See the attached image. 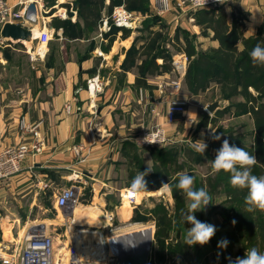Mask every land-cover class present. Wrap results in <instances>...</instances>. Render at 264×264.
<instances>
[{"label":"crops","instance_id":"1","mask_svg":"<svg viewBox=\"0 0 264 264\" xmlns=\"http://www.w3.org/2000/svg\"><path fill=\"white\" fill-rule=\"evenodd\" d=\"M16 1L7 0L10 5H15ZM73 1L70 2L73 11L69 12L68 19L71 23L78 22L84 29L77 17V6ZM168 1V9L159 12L155 6L158 2L159 7V0H150L149 16L161 20L159 22L161 28L166 27L171 33L181 28L189 32L188 27H191L193 34L199 32L200 29L195 22L190 20L188 22L180 11L172 10L171 6L176 0ZM55 2L56 6L51 5L49 8L52 15L45 19L46 23L40 19L46 8L44 5L37 8L36 25L41 22L47 25L52 18H59L62 13L65 15L63 6H67L69 2L66 0ZM108 3L109 1L106 0L105 5L107 6ZM222 10L229 22L233 17L241 19L240 13H246L248 18L244 22L243 35L246 38L253 37L263 22L264 0H232L227 6L222 7ZM142 22L143 20L136 23L132 30L126 29L125 36H122L124 30L119 28L115 30L116 33L112 38H106L104 34L105 37L100 40L96 38V34L89 39L79 36L67 38L62 36L63 32L59 30L57 34L61 36L49 43L50 48L45 47L48 37L44 39L41 35L43 57L46 59L38 60L41 69L34 74V84L24 91L22 97L14 99L13 96L8 95L10 99L0 101V149L6 146L31 145L34 138L23 134L19 125L22 123L38 125L41 150L37 154L30 152L26 156L22 173L38 174L40 180L58 175L53 176L52 179L59 178L61 181L72 182L74 177L72 172H81L80 183L84 185L85 180H88L95 182L92 185L97 184L101 187L105 185L101 180L104 174L114 169L117 159L122 157V144L131 142L143 129H148L151 125L160 126L178 143L187 135L189 129L198 127L201 120V117H198L200 114L198 109L201 107L198 103L188 102L186 99L187 96L183 93L185 86L183 85V88L180 86L182 83L180 78L183 75H179L176 80L173 79L177 76L176 72L152 76L139 75L137 66L144 60L143 56L131 59L133 63L131 69H124L123 62L129 50L133 47L138 50L145 42L147 32L143 30ZM15 24L31 31V26L23 22H15ZM153 29L157 31L158 28ZM211 37L212 34L209 33L203 45L196 46V43L200 42H195L196 51L204 52L216 48L217 42L212 41ZM110 40L109 49L104 52L102 47H107ZM3 41L0 36V80L4 83L2 85L4 92L8 94L13 88L10 79L15 78L18 73V58L23 54L7 44H2ZM156 62L162 63L159 59ZM96 76L99 77L102 90L93 96L87 86ZM175 99L187 101L188 107L185 113L191 111L197 115L190 114V119L186 114L178 115L175 122L168 125L167 105ZM226 105L228 104L225 102L224 106ZM92 115L96 116L99 126L91 132L88 128ZM246 116L249 119V116ZM249 120L252 122L251 119ZM190 123L196 124L188 127ZM209 126L210 124L205 128L208 129ZM252 131L253 124L249 142L246 143L248 146L252 145ZM64 171L71 174L64 175ZM54 184V180L49 181V184L44 183V186L51 189L53 202L56 192L62 189ZM111 196L113 198V195Z\"/></svg>","mask_w":264,"mask_h":264},{"label":"rangeland","instance_id":"2","mask_svg":"<svg viewBox=\"0 0 264 264\" xmlns=\"http://www.w3.org/2000/svg\"><path fill=\"white\" fill-rule=\"evenodd\" d=\"M55 1L57 0H42L44 8L46 9H44L45 13L41 15L40 19H42L45 23L47 22L45 19L52 15V11H49V8H51V5L56 6ZM182 1L184 0H176L175 4L171 6L172 10L177 9L178 11H180L176 6ZM66 2L69 3L66 4L67 6H63L65 15L64 13H62L59 18H52L47 25L43 24V22H41L39 25H31V29L35 26V28H37L39 31L37 35L33 34V37L28 42H13L11 40L3 39L4 41L2 44H7L10 48L19 50L23 55L22 57L18 58V73L15 75V78L10 79V76H8V78L10 79V83L13 84L11 92H9L8 94L4 92L2 86L4 83L2 80H0V101H6L12 96L14 97V99L22 97L25 93L24 91H26L28 87L34 84V74L37 70L41 69V66H39L40 64H38L40 63L38 60L46 59L43 57L44 50L41 47V31L43 32L46 29V37L48 38L47 41L45 40V47L48 46L50 48L49 43H51V41L57 40L61 36L57 34V31H55L53 28L55 20L68 19L69 12L73 11V7L70 5L71 0H66ZM167 2L169 4L168 0ZM228 4H226L225 6H227ZM220 9H222V7ZM112 11L113 9L110 10V13H103L101 19L95 27L97 31L96 33L95 29L84 30L81 28V26L74 25L72 28H70L71 35L68 33L67 35L63 34L62 36H65L67 38L79 36L81 38L89 39L93 36L95 37L96 34V38L100 40L102 39V37H105L104 34L107 33L108 36H106V38H112L116 33V31H114L116 29H114L115 27L112 25L110 19L108 22L109 29L103 30L102 32H99L98 29V27L101 25V21L104 20V18L111 17ZM126 11L131 13L133 15V18L136 19V23H138L139 21L144 20L149 16V12H151L150 0L148 12L146 14L142 15L136 12H130L127 9ZM181 14L185 15L188 22L189 20L195 22L196 12H181ZM240 14L245 15V18H241V21L244 24L248 17H246V13ZM152 18L154 19V17ZM155 19L157 20V18ZM160 21L161 20H159L158 22ZM155 28H158L157 31L160 32L161 36L159 37V39H165V43H167V40L173 38V36L176 34L181 37L183 35L181 34V32L195 37L193 39L194 43L200 42L196 43V46L197 44L203 45V43L205 42V38L207 37L203 36L200 31L196 34H193V31H191V27H188L190 33L187 31H183L182 28L176 29L173 31V33H171V31L166 30V27L164 29L161 28V25L159 23H157ZM160 28L161 31H159ZM51 29H53V31H51ZM160 43V47L170 53V55L172 56V60L175 57L179 56V52H175V50L171 46H169L168 44L165 45V43L161 41ZM184 74L185 72L183 74H176L177 76H175V78L173 77V79L176 80L178 79L177 77H179V75H183V77L180 78L182 81L180 85L181 88H183ZM18 89L20 91H18ZM184 90L185 92L183 93L186 94V99L188 100V102L198 103V105L201 107L198 109L200 113L198 116L199 118H202L204 114L209 116V118L212 120H214L215 118L214 112L210 113L209 115V113L205 110L204 106L207 107L209 105H207L206 103H210L211 101L218 102L220 106L219 108L224 107L225 101L219 99L216 88L213 86L210 87L206 92L198 94V97L196 98H192V95H190L185 88ZM180 92L182 93V89ZM8 95H10V97ZM262 102L264 104V101ZM226 103L228 104V102ZM187 107L188 106L186 101L185 111L187 110ZM247 118L248 117L246 115L237 117L226 114L222 118L214 120V122L210 124L208 129H206L205 127H195V129L193 127L189 129L190 131L181 139V142L177 143L175 139L171 138L175 141L174 144L172 143L160 148H155L158 150H162L164 148V150H176L169 156L170 161L168 170L172 174V179L170 181L173 183V180L179 177V174H188L195 177L193 185L194 189L199 190L200 188H203L202 184L205 183L207 178L210 177L213 173L211 164L212 160L215 159L216 151L221 147L223 140L228 139V134L226 132L228 130H231L234 135H244L245 142H249L250 130L253 123L249 120L250 118ZM153 126L151 125L150 127ZM201 133H203V136L201 135ZM213 135L220 136V140H213ZM196 140H201V142L204 141L208 145L204 154L206 158L201 164L188 163L186 158L183 157L181 153V150L183 148H190L194 150L190 145L192 141ZM135 150V161L122 156L121 158L117 159L114 169L104 174L103 178L101 179L105 183L104 186L99 187L97 184L94 186L92 184L95 182H91L88 180H85L86 184L84 185L80 182L77 184V186L81 187V191L78 195L75 207H86V210H88L89 213H92L93 211L94 214L90 216L91 219L88 218L90 214H88V216L87 214L84 216L82 212L79 211V215H74L71 219L72 221L69 220L67 222L66 220H64L63 222L61 220L59 222L57 220L58 218H60V216L58 211L54 208L53 196L50 193L51 189L44 186V183L49 184V181L54 180V186L57 185V187L59 188H66L72 184L71 181H61V179H59L58 177V180H55V178L52 179L53 176L58 175H53L52 177L48 176L47 178H43L40 180L38 174H26L25 172H20L19 174H16L12 178H10V180L6 183H0V248L2 247L7 249L11 248V246H15L20 235L22 234L23 228L27 224H30L32 222L47 223L53 221L54 225L50 227L51 230H56L57 233L64 236L67 241L74 239L72 237V234L75 232L73 231L86 229L89 231L98 232L101 236L103 246L104 244H106V239L108 241V238L111 235L108 231L110 224L113 228L118 229V232H116L115 234L122 233L127 229L136 228L137 226H147L151 230L148 255L149 264H228V257H231L234 261L236 257L244 256V254L248 251V248L246 246L247 242L244 239H239L233 244L229 243L226 249L217 247V244L220 240L226 239L225 234L226 232H228L229 226L224 224V220L228 215H231L233 211V206H230L228 203H226V198L223 193H220L218 195H211L207 191L212 197V203L207 206L206 210L194 213L198 220L206 221L208 223L214 224L217 227L218 230L215 236L205 246H187L185 244V235L187 232V228L191 227V225L185 223L182 217L184 213L187 212L188 204L190 203L189 199L185 194H180L183 202L181 203V207L178 208L180 204L177 203L172 197L171 189L169 191H164L161 187L162 185L160 186L158 184L162 183V180L159 176V174L162 173V169L157 174L155 173V163L149 151L145 149H139L137 147ZM147 169L151 170L148 175L147 173H145V175H147L145 179L148 182V190L140 192V202L138 204L132 205L131 210L128 213V209L124 206V204L122 203V206L120 205L121 198L123 199V195L125 194V192L129 191L132 179L136 176V174L146 171ZM68 173H65L64 171V175H68ZM107 195H113V198L110 200V202H107ZM159 204L165 206L171 222L170 228L168 230L166 229V237L157 240V238L155 237V231L158 230L157 217L155 216V214H153L152 210H154L156 205ZM111 215L113 216V220L109 221V216ZM61 222L62 227H57L56 224H60ZM75 244L78 248L79 245L77 244L79 243L75 242ZM94 245L95 243H92L90 247ZM218 252L221 253L219 258L217 257Z\"/></svg>","mask_w":264,"mask_h":264},{"label":"trees","instance_id":"3","mask_svg":"<svg viewBox=\"0 0 264 264\" xmlns=\"http://www.w3.org/2000/svg\"><path fill=\"white\" fill-rule=\"evenodd\" d=\"M105 1L74 0V4L77 5V17L83 24L84 30H93L103 13H110V10L119 5H123L130 12L142 15L148 12L149 0H108L107 6ZM239 16L245 18V15L241 14ZM195 17V23L201 34L209 36V33H211V40L217 42L216 48L204 52L196 51L193 40L195 37L184 32H181L183 34L181 37L176 34L165 43V39H159L160 32L152 30L159 23L158 20L148 16L142 22V28L147 32L145 42L138 50L134 47L129 50L123 62V67L125 70L131 69L133 66L131 59L143 56L144 60L137 66L139 75L168 74L173 72L174 69L172 56L160 47V41L171 46L175 52L183 53L187 58L183 85L188 93L196 96L213 86L217 89L219 99L228 102V105L214 112V120H218L226 114L237 117L248 115L252 120V145H246L244 135H234L231 130L226 133L230 144L244 148L247 152L256 156L257 164L252 168V173L256 176H264V104L262 102L264 100V66L253 65L250 55L256 45L264 47V20L256 35L246 38L243 35L244 24L241 19L233 17L228 22L224 11L220 8L216 11H197ZM74 25L80 26L78 22L71 23L70 19H57L53 28L55 31L61 30L64 35L68 33L71 35L70 28ZM114 29L119 28L115 27ZM121 29L124 30L122 36H125L127 30L125 28ZM106 34L105 36H108ZM110 43L111 40L107 47H102L104 52H107ZM239 45H241V48H239ZM158 59L162 61L161 64H157ZM214 120L204 114L198 127H205ZM135 149L136 147L132 142H124L122 144V156L135 161ZM164 149L146 148L145 150L149 151L153 158L155 173L157 174L162 169V173L159 174L160 179L162 183H168L172 197L180 204L178 207L180 208L183 202L180 196L182 190L176 187L179 183V177L173 180L172 183L170 181L172 174L168 170L169 156L176 150ZM181 153L187 162L191 164H201L206 158L190 148H183ZM162 183L158 184L161 186ZM202 186L211 195L223 193L226 203L233 206L232 214L224 220V224L229 226V230L225 234L229 243L233 244L239 239H244L247 242L248 251L256 248L264 254V212L259 210L251 213L245 211L244 199L247 195V189L233 188L230 185V174L223 171L220 173L213 172ZM152 211L157 217L158 230L155 231V237L160 240L166 237V229L170 228L171 220L165 206L161 204L156 205ZM233 220L236 221L235 225L232 224Z\"/></svg>","mask_w":264,"mask_h":264},{"label":"built area","instance_id":"4","mask_svg":"<svg viewBox=\"0 0 264 264\" xmlns=\"http://www.w3.org/2000/svg\"><path fill=\"white\" fill-rule=\"evenodd\" d=\"M232 0H223L222 4L214 2V0H208L206 7H198L195 4V0H184L180 2L176 7L182 13L197 12L200 10H218L230 3ZM34 5L36 12L37 8L43 6L42 0H17L15 5H10L7 0H0V29L6 23L23 22L25 25L31 26L36 23V17L27 10L29 5ZM159 12L168 9L167 0H160L159 7L158 2L155 4ZM116 28H125L132 30L136 24V19L133 15L126 11L123 5L113 8L111 17L104 18L101 21V25L98 27L99 32L109 29L108 22ZM179 56L172 60L173 72L177 74H183L187 66V58L183 53H179ZM88 91L95 96L101 92V83L99 77H94L88 82ZM186 109L185 100H173L167 105L166 110V123L171 125L175 122L178 115H183ZM99 126V122L95 115H92L89 124V130L92 132ZM19 129L23 134L32 136L34 142L31 145H18V146H6L0 149V183H6L16 174L22 171L23 163L26 156L32 152L37 154L41 150L42 143L38 137V125H25L20 124ZM149 135V136H148ZM148 140L154 138V136L162 141V146L159 143L151 144L145 141V137ZM131 142L139 149L146 148H160L165 145L174 144V140L171 136L159 126H153L148 129H143ZM72 184L67 188L59 189L55 194L54 208L58 211L61 220L67 222L73 218V208L77 202L78 195L81 191L77 184L81 181L79 176H82L81 172H72ZM133 193V192H132ZM129 204L135 205V198L128 197ZM122 206V198L121 203ZM113 220V216H109V221ZM62 223V222H61ZM51 226L46 227L43 222H32L27 224L20 235L15 246L11 248H0V264H61L62 259L65 260V264H119L115 256L117 249L108 243L104 244L105 255L101 258H81L79 249L77 248L73 240H66V238L56 230H51ZM57 227H62L59 225ZM110 237H114L117 228L109 226ZM118 234V233H117ZM113 235V236H112ZM62 251V252H60ZM147 264L148 261H147Z\"/></svg>","mask_w":264,"mask_h":264},{"label":"clouds","instance_id":"5","mask_svg":"<svg viewBox=\"0 0 264 264\" xmlns=\"http://www.w3.org/2000/svg\"><path fill=\"white\" fill-rule=\"evenodd\" d=\"M214 2L222 4L223 0H214ZM198 7H206L208 0H195ZM253 65L264 66V47L256 45L250 53ZM207 111L208 108L204 106ZM194 112L185 113L189 119L190 114ZM196 114V113H194ZM197 115V114H196ZM210 115V113H209ZM189 121V120H188ZM192 124L190 123L188 127ZM203 136V133H201ZM149 136V135H148ZM146 136L144 139L151 144L159 143L162 146V141L154 136L153 139L148 140ZM220 136L213 135V140H220ZM197 153L204 155L208 147L207 143L201 140L192 141L190 145ZM257 164L255 155L250 154L244 148L237 147L235 144H230L228 139H224L221 147L216 151L215 159L212 160V171L220 173L221 171L230 174V185L233 188L247 189V195L244 199L245 211L255 212L257 210L264 212V176H256L252 173V168ZM151 172L150 169L136 174L132 179L129 191L133 193H140L148 190L147 180L145 177ZM147 173V175H145ZM195 177L188 174H179V183L176 187L182 190V193L187 196L190 203L188 204L187 212L183 215L185 223L190 224L185 235V244L189 247L196 245L205 246L215 236L217 227L214 224L206 221H201L196 218L194 213L206 210L207 206L212 203V197L204 189L196 190L193 188ZM164 191H169L168 183H162ZM233 220L232 224L235 225ZM229 244L227 239H222L218 242L217 247L226 249ZM221 253H217V257ZM229 264H264V254L260 253L256 248L247 251L243 257H236L233 261L231 257L227 258Z\"/></svg>","mask_w":264,"mask_h":264},{"label":"bare ground","instance_id":"6","mask_svg":"<svg viewBox=\"0 0 264 264\" xmlns=\"http://www.w3.org/2000/svg\"><path fill=\"white\" fill-rule=\"evenodd\" d=\"M31 32H32V37H33V34L35 35L36 32L38 33V29L35 28V26H34V28L31 29ZM37 33H36V35H37ZM41 35H42V38L45 39L46 30H44L41 33ZM23 42H25V41H23ZM128 197H134L136 204H138L140 202L139 197H141V194L140 193H132L131 191H127L126 195H124V198L122 199V203L128 209V213H129L131 210V204H129V202L127 201ZM85 210H86V207H74L73 216L77 215L79 211L82 212V214L84 216L86 214H87V216H88V214H90L88 216V218H90V216H92L94 214L93 211H92V213H89L88 210H86V211ZM57 220L59 222L61 221L60 218H58ZM70 221H72V220H70ZM45 225H46V227L53 226L54 223H53V221L47 222V223H45ZM59 225H61V224H59ZM73 232H75L72 234V237L74 238L73 241L76 243H79L77 245H79L78 249H79V253H80L81 258L97 259V258H101L102 256L105 255L106 252H105V249H104V246L102 243L101 236L98 232L89 231L86 229L77 230V231L75 230ZM150 238H151L150 228L148 229L147 226H137L136 228L127 229V230L123 231L122 233L116 234L114 237L108 238V243L111 244L112 246H115V249H117V250H119V249L125 250V249L133 248L136 250L143 251L146 248V246L148 245V242H150ZM92 243H95V245L90 247V245H92ZM60 252H62V251H60ZM61 264H65L64 259H62Z\"/></svg>","mask_w":264,"mask_h":264},{"label":"water","instance_id":"7","mask_svg":"<svg viewBox=\"0 0 264 264\" xmlns=\"http://www.w3.org/2000/svg\"><path fill=\"white\" fill-rule=\"evenodd\" d=\"M77 6V5H76ZM27 10L36 15V9L34 5H29ZM0 36L3 39L11 40L13 42H22L27 41L32 38V32L21 25L15 23H6L0 29ZM206 108L208 113H213L219 109V103L213 102L209 104ZM112 198L111 195L107 196V200L110 201ZM149 246L150 242L143 251L136 250L133 248L130 249H119L117 250L115 256L119 264H147L148 255H149ZM229 262V261H228Z\"/></svg>","mask_w":264,"mask_h":264}]
</instances>
